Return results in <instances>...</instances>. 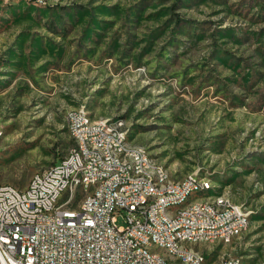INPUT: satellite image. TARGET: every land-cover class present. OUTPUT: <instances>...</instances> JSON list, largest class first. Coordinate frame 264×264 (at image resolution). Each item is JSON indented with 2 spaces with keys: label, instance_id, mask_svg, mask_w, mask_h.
<instances>
[{
  "label": "rangeland",
  "instance_id": "rangeland-1",
  "mask_svg": "<svg viewBox=\"0 0 264 264\" xmlns=\"http://www.w3.org/2000/svg\"><path fill=\"white\" fill-rule=\"evenodd\" d=\"M0 0V182L75 145L69 111L122 119L172 179L200 171L250 219L215 247L264 261V0ZM119 227L127 225L117 216Z\"/></svg>",
  "mask_w": 264,
  "mask_h": 264
},
{
  "label": "built area",
  "instance_id": "built-area-1",
  "mask_svg": "<svg viewBox=\"0 0 264 264\" xmlns=\"http://www.w3.org/2000/svg\"><path fill=\"white\" fill-rule=\"evenodd\" d=\"M67 120L75 145L65 157L24 188L0 182V264H207L249 229L228 191L194 197L216 183L198 170L172 179L129 143L122 119H94L83 105ZM3 137L0 125V153ZM218 264L244 263L224 252Z\"/></svg>",
  "mask_w": 264,
  "mask_h": 264
}]
</instances>
